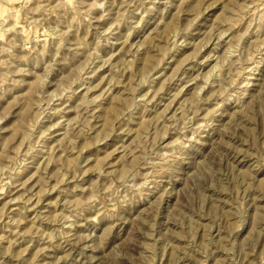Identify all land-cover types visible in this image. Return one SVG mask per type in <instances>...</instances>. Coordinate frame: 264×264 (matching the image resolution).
I'll list each match as a JSON object with an SVG mask.
<instances>
[{"label":"rangeland","instance_id":"374dc122","mask_svg":"<svg viewBox=\"0 0 264 264\" xmlns=\"http://www.w3.org/2000/svg\"><path fill=\"white\" fill-rule=\"evenodd\" d=\"M0 264H264V0H0Z\"/></svg>","mask_w":264,"mask_h":264}]
</instances>
